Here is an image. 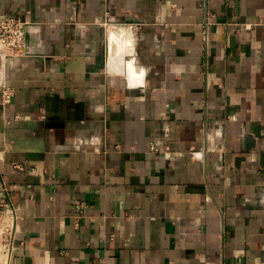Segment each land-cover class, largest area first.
<instances>
[{"label": "crops", "instance_id": "obj_1", "mask_svg": "<svg viewBox=\"0 0 264 264\" xmlns=\"http://www.w3.org/2000/svg\"><path fill=\"white\" fill-rule=\"evenodd\" d=\"M5 15L27 22L0 55V264H264V0Z\"/></svg>", "mask_w": 264, "mask_h": 264}, {"label": "built area", "instance_id": "obj_2", "mask_svg": "<svg viewBox=\"0 0 264 264\" xmlns=\"http://www.w3.org/2000/svg\"><path fill=\"white\" fill-rule=\"evenodd\" d=\"M27 20L20 16L5 15L0 18V55H18L22 51L25 42V24ZM12 91L9 88L3 90V99L9 102ZM151 150L159 151L160 147L154 143ZM3 196L0 198V239L2 247L9 252L12 248L14 233L15 207L8 191L6 182H2Z\"/></svg>", "mask_w": 264, "mask_h": 264}]
</instances>
